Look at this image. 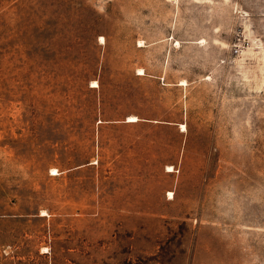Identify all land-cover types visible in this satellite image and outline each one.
I'll list each match as a JSON object with an SVG mask.
<instances>
[{"label": "rangeland", "instance_id": "1", "mask_svg": "<svg viewBox=\"0 0 264 264\" xmlns=\"http://www.w3.org/2000/svg\"><path fill=\"white\" fill-rule=\"evenodd\" d=\"M0 264H264V0H0Z\"/></svg>", "mask_w": 264, "mask_h": 264}, {"label": "bare ground", "instance_id": "2", "mask_svg": "<svg viewBox=\"0 0 264 264\" xmlns=\"http://www.w3.org/2000/svg\"><path fill=\"white\" fill-rule=\"evenodd\" d=\"M100 39L102 40L103 38H100ZM137 74L142 75L143 72L139 70V72ZM129 119H130V121H136L137 120L134 116L129 117ZM180 128L182 129V131L186 130V126L184 124H180ZM51 171H53L52 175H56L57 174L56 169H52ZM168 171H170V170H168ZM44 214L45 213L43 212L41 215H44Z\"/></svg>", "mask_w": 264, "mask_h": 264}, {"label": "crops", "instance_id": "3", "mask_svg": "<svg viewBox=\"0 0 264 264\" xmlns=\"http://www.w3.org/2000/svg\"><path fill=\"white\" fill-rule=\"evenodd\" d=\"M106 126L105 124H100V127Z\"/></svg>", "mask_w": 264, "mask_h": 264}]
</instances>
